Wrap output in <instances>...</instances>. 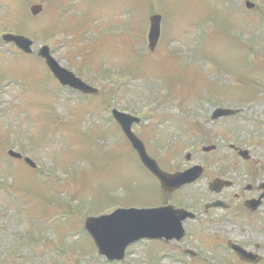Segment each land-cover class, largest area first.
<instances>
[{"label":"rangeland","instance_id":"rangeland-1","mask_svg":"<svg viewBox=\"0 0 264 264\" xmlns=\"http://www.w3.org/2000/svg\"><path fill=\"white\" fill-rule=\"evenodd\" d=\"M250 1L256 3L251 14L244 0H34L44 6L43 13L55 16L39 15L31 21V4L0 0V167L5 162L9 169L0 173V264H128L137 258L131 247L125 261L108 262L96 249L88 250L83 234L87 215L129 204L151 206L159 198L158 183L113 124V108L141 118L133 130L142 135L152 157L169 168L185 165L186 153L194 162L211 157L213 153L201 152L210 144L218 147L212 156L233 155V144L248 151L251 163H245L256 168H243L239 161L241 173L233 176L239 177L240 186L259 182L251 171L264 178V18L258 14L260 1ZM62 4L67 9L61 11ZM78 6L84 14L76 12ZM210 8L214 19L197 20ZM156 12L163 18V35L151 53L148 17ZM260 13L264 16V0ZM84 15L93 21L88 39L83 37L88 28L77 22ZM73 21V30H66ZM20 27L34 42L30 56L1 39L4 32L21 34ZM98 39L105 43L91 48L90 42ZM42 44L61 66L98 87L97 97H82L56 84L36 56ZM236 86L255 87L256 94L249 88L245 95L234 89L226 98L211 96L212 87L223 91ZM216 107L239 108L240 113L211 121ZM195 123L203 130L191 126ZM8 149L30 157L35 174L22 160L10 159ZM203 190L204 182L187 189L197 194ZM53 194L67 201L69 196L71 201L77 198L73 210L53 200ZM64 218L70 222L67 226ZM68 226L72 232L65 237ZM258 226L264 231V223L228 230L236 234L241 229L244 240L261 243L258 249L264 256ZM200 229L206 237L216 230ZM204 249L200 264H220L217 249Z\"/></svg>","mask_w":264,"mask_h":264},{"label":"flooded vegetation","instance_id":"flooded-vegetation-1","mask_svg":"<svg viewBox=\"0 0 264 264\" xmlns=\"http://www.w3.org/2000/svg\"><path fill=\"white\" fill-rule=\"evenodd\" d=\"M211 146L210 153L215 154L218 147ZM229 146L235 145L230 144ZM231 150L235 151L234 155H211V157L201 160L197 159L196 163H192L194 158L191 157L192 155L190 156L188 162L191 165L200 164L203 167V173L195 183L187 184L180 191L187 190L199 182H204L206 190H203L201 194L187 191L180 197L178 194L180 191L165 192L163 193L164 199L155 205L172 204L186 211H192L195 215L183 220L184 234L178 239L172 237L136 242V246H138L134 254L138 252V255H135L137 257L133 261L135 264H158L160 261L187 264L188 260H194L195 264H200L202 254H206L205 247L217 249L220 252L221 256L216 259V262L220 264H264V256L259 251L262 248L261 243L256 240L252 242L244 240L241 237L244 234L241 229H238L236 234L234 231L228 230L232 226L242 227L245 224L253 226L264 223V186L262 185L264 178L259 180L258 175L251 171L255 180L259 182H249L240 186L237 181L239 177L233 175H239L241 173L239 165L248 166L249 164L245 162H251V158L245 160L241 158L242 156L236 149L231 148ZM187 166L189 165L177 166L172 171L184 170ZM219 179L230 181L229 187H219L218 190L209 187L212 181ZM213 203L217 205H212ZM192 221H196V223H191ZM201 226L212 227L216 230L210 237H206L201 232ZM256 229L257 237H264V231L259 226ZM148 245L150 250L145 251ZM235 245L255 254L254 257L248 255V258L241 259L233 249ZM253 246L254 248H252ZM211 259L212 254L208 256V261L211 262Z\"/></svg>","mask_w":264,"mask_h":264},{"label":"water","instance_id":"water-1","mask_svg":"<svg viewBox=\"0 0 264 264\" xmlns=\"http://www.w3.org/2000/svg\"><path fill=\"white\" fill-rule=\"evenodd\" d=\"M40 8V5H35L31 7V11L36 14L39 12ZM150 19L151 24L148 40L149 47L152 49L158 41L161 18L158 15L151 16ZM3 36L6 41H13L16 46L30 53L31 40L21 35L16 36L9 33ZM38 56H42L45 59L46 66H48L51 74L56 77L62 86L66 85L84 94H97V88L84 83L71 71L60 66L55 58L50 55L48 46H42L38 51ZM213 113V118H216L219 116H227L234 112L228 108H216ZM112 116L115 118L119 127L122 128L125 137L128 139L133 149H135L142 165L160 181V186L163 190L174 191L176 188L188 182L195 181L200 175L201 169L199 167H193L184 172H175L174 174L164 172L159 168L156 160L148 155L143 141L132 131L131 125L140 120L135 116L117 111L116 109L112 110ZM8 154L12 157H21V155L15 151H9ZM25 160L34 167L30 159L25 158ZM185 215L182 214L181 210H175L171 206L145 209H138L135 207L119 208L113 210L112 213L109 214L86 218L84 226L89 235L92 236L96 247H98V253L103 256L105 255L110 260H114L115 258L122 259L127 245L134 242L136 239L146 237L157 238L174 234V232H180V219H183Z\"/></svg>","mask_w":264,"mask_h":264}]
</instances>
